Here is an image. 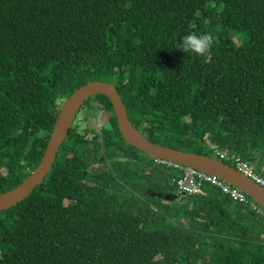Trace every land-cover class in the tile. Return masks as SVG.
<instances>
[{
  "label": "trees",
  "instance_id": "trees-1",
  "mask_svg": "<svg viewBox=\"0 0 264 264\" xmlns=\"http://www.w3.org/2000/svg\"><path fill=\"white\" fill-rule=\"evenodd\" d=\"M191 33L213 37L207 55L180 49ZM89 81L112 83L152 143L233 167L215 153L229 151L264 178V0H0V193ZM92 102L107 125L75 118L42 184L0 212V264H264V217L209 184L179 194L182 174Z\"/></svg>",
  "mask_w": 264,
  "mask_h": 264
},
{
  "label": "water",
  "instance_id": "water-1",
  "mask_svg": "<svg viewBox=\"0 0 264 264\" xmlns=\"http://www.w3.org/2000/svg\"><path fill=\"white\" fill-rule=\"evenodd\" d=\"M97 94H102L110 100L119 133L127 145L133 146L151 158L194 168L200 172L216 176L241 190L252 201L264 208V189L262 187L234 167L215 157L176 150L152 143L129 121L126 107L112 83L89 81L77 88L61 103L39 163L20 184L0 193V212L16 206L28 197L37 186L42 184L44 178L52 169L59 147L65 140L79 108L90 97ZM100 115L101 117L106 116L105 112H101ZM104 121H107V117ZM181 195L184 194L181 193Z\"/></svg>",
  "mask_w": 264,
  "mask_h": 264
},
{
  "label": "built area",
  "instance_id": "built-area-1",
  "mask_svg": "<svg viewBox=\"0 0 264 264\" xmlns=\"http://www.w3.org/2000/svg\"><path fill=\"white\" fill-rule=\"evenodd\" d=\"M215 153L220 159L229 160L237 171L241 172L264 189V178L256 171L252 164L241 160L229 151L219 152L216 150ZM154 163L165 165L166 167H172L182 174L181 178H174L172 180V182L176 184L177 192L179 194H197L200 193L201 186L209 184L216 187L223 196L227 197L232 202L247 204L252 212L264 217V208L252 201L244 192L216 176L200 172L194 168L169 163L163 160L154 159Z\"/></svg>",
  "mask_w": 264,
  "mask_h": 264
},
{
  "label": "clouds",
  "instance_id": "clouds-1",
  "mask_svg": "<svg viewBox=\"0 0 264 264\" xmlns=\"http://www.w3.org/2000/svg\"><path fill=\"white\" fill-rule=\"evenodd\" d=\"M213 37L210 34L197 35L195 33L185 36L180 44L183 52H194L198 55H207L212 47Z\"/></svg>",
  "mask_w": 264,
  "mask_h": 264
},
{
  "label": "rangeland",
  "instance_id": "rangeland-1",
  "mask_svg": "<svg viewBox=\"0 0 264 264\" xmlns=\"http://www.w3.org/2000/svg\"><path fill=\"white\" fill-rule=\"evenodd\" d=\"M243 39V35L239 34L238 37L234 38L235 42L241 41ZM88 113H95L96 116H91V115H87V122H82L81 120L78 121V123L80 124V126H84V125H88L89 128L95 129L97 131L100 130L101 125L105 122L104 119L108 116L107 112L101 110L100 108H98L95 104V102H92L88 108H86V105L83 104L82 107L79 108V111L76 113V117L78 118V116H82L84 114ZM101 112H105L106 116L105 117H101L100 113ZM76 120L74 119L73 121V126L75 125Z\"/></svg>",
  "mask_w": 264,
  "mask_h": 264
},
{
  "label": "flooded vegetation",
  "instance_id": "flooded-vegetation-1",
  "mask_svg": "<svg viewBox=\"0 0 264 264\" xmlns=\"http://www.w3.org/2000/svg\"><path fill=\"white\" fill-rule=\"evenodd\" d=\"M107 121L106 122H104L103 123V125H101V127H103V126H105V125H107V123L109 122V114L107 113ZM73 124V123H72ZM100 127V128H101ZM92 153H93V150H92ZM133 153V152H132ZM121 154V153H120ZM134 155H137V156H141V154H136V153H134ZM126 157H125V155H121V159H125ZM135 160H136V158H135Z\"/></svg>",
  "mask_w": 264,
  "mask_h": 264
}]
</instances>
